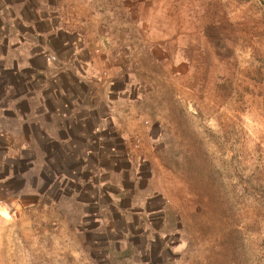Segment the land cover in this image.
Masks as SVG:
<instances>
[{
  "label": "rangeland",
  "instance_id": "rangeland-1",
  "mask_svg": "<svg viewBox=\"0 0 264 264\" xmlns=\"http://www.w3.org/2000/svg\"><path fill=\"white\" fill-rule=\"evenodd\" d=\"M0 264H264V0H0Z\"/></svg>",
  "mask_w": 264,
  "mask_h": 264
},
{
  "label": "crops",
  "instance_id": "crops-1",
  "mask_svg": "<svg viewBox=\"0 0 264 264\" xmlns=\"http://www.w3.org/2000/svg\"><path fill=\"white\" fill-rule=\"evenodd\" d=\"M63 40H64L65 43L69 42V40H70L71 42H73V38H71V39H69V38H64ZM73 43H74V42H73ZM76 51H77V49H76ZM31 55H32V57H34V55H36V54L33 53V54H31ZM31 55H30V56H31ZM29 60H30L29 62H30L31 64L34 65L33 59H29Z\"/></svg>",
  "mask_w": 264,
  "mask_h": 264
}]
</instances>
